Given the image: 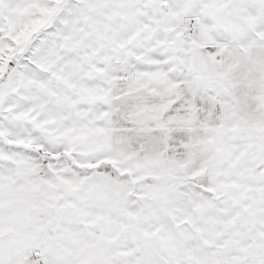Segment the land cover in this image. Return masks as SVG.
<instances>
[{
    "label": "snow or ice",
    "instance_id": "1",
    "mask_svg": "<svg viewBox=\"0 0 264 264\" xmlns=\"http://www.w3.org/2000/svg\"><path fill=\"white\" fill-rule=\"evenodd\" d=\"M0 264H264V0H0Z\"/></svg>",
    "mask_w": 264,
    "mask_h": 264
}]
</instances>
